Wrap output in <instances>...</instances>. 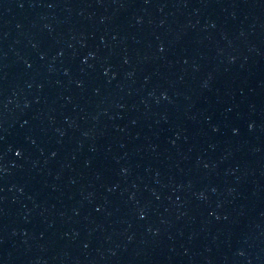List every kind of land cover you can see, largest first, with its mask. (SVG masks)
Returning <instances> with one entry per match:
<instances>
[{
	"label": "water",
	"instance_id": "obj_1",
	"mask_svg": "<svg viewBox=\"0 0 264 264\" xmlns=\"http://www.w3.org/2000/svg\"><path fill=\"white\" fill-rule=\"evenodd\" d=\"M0 264H264V0H0Z\"/></svg>",
	"mask_w": 264,
	"mask_h": 264
}]
</instances>
